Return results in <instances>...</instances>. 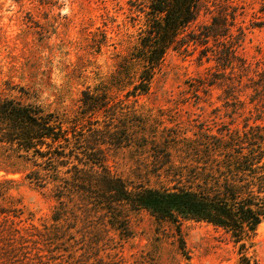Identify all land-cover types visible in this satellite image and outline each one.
<instances>
[{"label": "rangeland", "instance_id": "374dc122", "mask_svg": "<svg viewBox=\"0 0 264 264\" xmlns=\"http://www.w3.org/2000/svg\"><path fill=\"white\" fill-rule=\"evenodd\" d=\"M146 1L0 0V92H7L5 82L17 84L28 90L23 97L28 102L60 115L75 114L81 91L106 82L137 43ZM228 1L231 7L223 9L227 37L204 38L202 26L222 10L220 2L204 1L195 21L165 53L148 94L136 102L125 99L124 110L134 109L137 116L147 117L160 136L170 130L187 136L199 131L217 134L241 129L245 122H260L255 119L258 112L264 116V106L255 111V101H250L254 91L249 87L264 70V0ZM228 45L233 57L225 59ZM242 62L249 65L251 80L240 78ZM224 76L227 81L221 83ZM240 79L245 84L238 95L244 110L226 94V84ZM151 146L140 148L133 142L126 147L109 146L107 163L135 183L169 185L161 167L167 164L155 162ZM4 179L15 182L6 185L9 198H0V206L11 202L21 208L18 218L10 217L18 223L19 233L28 237L35 227L45 237L36 245L39 250L29 240L15 256L4 251L1 239L0 264H237L238 247L229 233L206 222L183 221L179 235L173 224L157 222L145 210L131 211L125 235L102 214L75 209V215L68 213L66 220L55 224L52 185L37 188L18 173L0 171V182ZM246 253L264 264V219L246 242Z\"/></svg>", "mask_w": 264, "mask_h": 264}, {"label": "trees", "instance_id": "16d2710c", "mask_svg": "<svg viewBox=\"0 0 264 264\" xmlns=\"http://www.w3.org/2000/svg\"><path fill=\"white\" fill-rule=\"evenodd\" d=\"M204 1L147 0L137 43L106 82L81 91L80 105L71 116L28 102L23 99L28 94L26 88L5 82L7 92H0V171L5 175L18 173L37 188L52 185L56 206L51 220L55 224L66 220L68 213L75 215V209L102 214L112 228L125 235L131 211L145 210L157 222L173 224L179 235L183 221H202L229 233L238 247L237 264H258L247 255L246 242L264 219L262 112L255 118L260 122H245L241 129L217 134L199 131L191 136L170 130L165 136L159 131L160 136L147 117L137 116L134 109L124 110L128 103L125 99L131 97L136 102L148 94L165 53L181 31L195 21ZM219 2V15L202 26L206 40L227 37V13L223 9L231 7V2L213 0L214 4ZM225 49V59L233 57V48L228 45ZM248 68L243 62L238 65L240 78L249 76ZM226 81L224 76L221 83ZM243 86L241 79L237 84L228 82L226 94L244 110V101L238 96ZM249 87L254 91L250 101H255L258 111L264 106V70ZM119 93H123L121 97ZM132 142L140 148L152 145L155 162L167 164L161 167H165L169 185L135 183L110 168L109 146L126 147ZM14 182H0L1 199L9 198L6 185ZM21 213V208L11 202L7 207L0 206V240H4L3 249L11 256L27 247L29 240L39 250L36 245L45 237L35 227L30 238L20 234L18 223L10 217L18 218Z\"/></svg>", "mask_w": 264, "mask_h": 264}]
</instances>
